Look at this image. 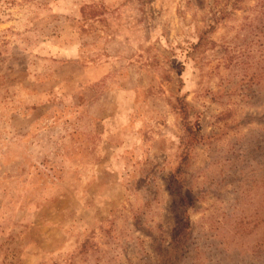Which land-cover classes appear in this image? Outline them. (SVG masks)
Here are the masks:
<instances>
[{
	"label": "rangeland",
	"instance_id": "obj_1",
	"mask_svg": "<svg viewBox=\"0 0 264 264\" xmlns=\"http://www.w3.org/2000/svg\"><path fill=\"white\" fill-rule=\"evenodd\" d=\"M0 264H264V0H0Z\"/></svg>",
	"mask_w": 264,
	"mask_h": 264
}]
</instances>
